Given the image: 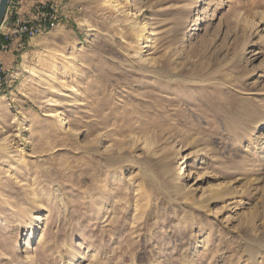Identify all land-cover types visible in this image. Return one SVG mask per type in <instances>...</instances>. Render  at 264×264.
Segmentation results:
<instances>
[{"label":"rangeland","instance_id":"374dc122","mask_svg":"<svg viewBox=\"0 0 264 264\" xmlns=\"http://www.w3.org/2000/svg\"><path fill=\"white\" fill-rule=\"evenodd\" d=\"M14 2L0 264H264V0Z\"/></svg>","mask_w":264,"mask_h":264},{"label":"built area","instance_id":"2783aa9c","mask_svg":"<svg viewBox=\"0 0 264 264\" xmlns=\"http://www.w3.org/2000/svg\"><path fill=\"white\" fill-rule=\"evenodd\" d=\"M25 16L17 12L14 3L10 2L6 17L11 18V23L5 24V29L0 33V54L21 49L25 42L34 36L54 30L63 23L57 6L51 2L37 6L33 15ZM8 88L9 76L6 75V69L0 60V95L6 97Z\"/></svg>","mask_w":264,"mask_h":264},{"label":"bare ground","instance_id":"6f19581e","mask_svg":"<svg viewBox=\"0 0 264 264\" xmlns=\"http://www.w3.org/2000/svg\"><path fill=\"white\" fill-rule=\"evenodd\" d=\"M10 2L15 3L14 0H8V4H7L8 7L10 6ZM51 3H53V4L56 5V2H51ZM41 4H43V3H40V4H38L37 6H39V5H41ZM7 6H6V8H8ZM37 6H35L33 9H32V7H33V6H32L31 9H29V10H28L26 13H24L23 15H26L25 17H28V16H30V15H33V12H35ZM56 6H58V5H56ZM14 9H15L17 12L22 13V12H21L22 9H20V8H16V5H14ZM6 11H7V10H6ZM6 11H5V13H6ZM4 16H5V17L3 18L2 23H1V26H0L1 29H2V26H4V24L8 23V20H9V18L6 17V14H4ZM62 22H63V20H62ZM10 23H11V19L9 20V23H8V24H10ZM61 26H63V23H62ZM59 27H60V26H59ZM1 31H3V30H1ZM51 31H52V30H51ZM51 31H49V32H51ZM47 33H48V32L40 33V34H38V35H36V36H34V37H37V36H40V35H43V34H47ZM137 37H139L140 42L142 41L141 53H146L147 50H148V48H149V44H150V33H149V31H148V25H147L146 22H143V23L139 26V33L137 34ZM0 56H1V54H0ZM0 60L3 62V65H4L5 69H6V75H7V74H8V70H7V68H6V65L4 64V61H3V59H2L1 57H0ZM67 68H68V69H73L72 64L68 65ZM50 116H53V115L50 114ZM58 122H59V125H60L61 127H66V125L69 123V117H68V116H65L64 118L59 119ZM262 149H263V151H264V145L262 146ZM250 170H251L250 165L247 164V165L244 167L242 173H248ZM27 227H28V226H27ZM32 235H33V234L30 233L31 239H32Z\"/></svg>","mask_w":264,"mask_h":264},{"label":"crops","instance_id":"0c3cea01","mask_svg":"<svg viewBox=\"0 0 264 264\" xmlns=\"http://www.w3.org/2000/svg\"><path fill=\"white\" fill-rule=\"evenodd\" d=\"M8 23H9V20H8ZM7 24V23H6ZM5 29V24H4V26H2V30H4ZM34 39V38H33ZM32 39H30V40H28L27 42H25V45H24V47L22 48V49H13L12 51H10L9 53H7V54H1V58L3 59V61H4V63L6 62V60L7 61H11V62H13L14 60H11L12 59V57H15V56H18L26 47H27V45L29 44V42L31 41ZM11 55V56H10ZM20 56V55H19ZM8 58H10V59H8ZM7 68V67H6ZM7 70H8V68H7ZM8 72H9V70H8ZM10 79H13L12 77H10ZM12 83H13V81H11L10 82V80H9V87H11V85H12Z\"/></svg>","mask_w":264,"mask_h":264},{"label":"water","instance_id":"95a60500","mask_svg":"<svg viewBox=\"0 0 264 264\" xmlns=\"http://www.w3.org/2000/svg\"><path fill=\"white\" fill-rule=\"evenodd\" d=\"M7 4H8V0H0V26L4 18Z\"/></svg>","mask_w":264,"mask_h":264}]
</instances>
